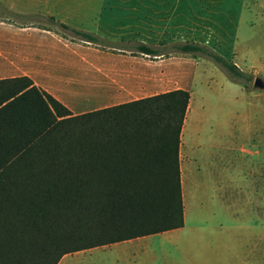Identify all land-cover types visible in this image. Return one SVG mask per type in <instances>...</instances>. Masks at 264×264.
Returning a JSON list of instances; mask_svg holds the SVG:
<instances>
[{
  "label": "trees",
  "instance_id": "obj_1",
  "mask_svg": "<svg viewBox=\"0 0 264 264\" xmlns=\"http://www.w3.org/2000/svg\"><path fill=\"white\" fill-rule=\"evenodd\" d=\"M173 46L249 76L205 44ZM134 47L162 52L144 41ZM191 80L72 112L27 75L1 78L0 264H56L70 251L182 225L179 141Z\"/></svg>",
  "mask_w": 264,
  "mask_h": 264
},
{
  "label": "rangeland",
  "instance_id": "obj_2",
  "mask_svg": "<svg viewBox=\"0 0 264 264\" xmlns=\"http://www.w3.org/2000/svg\"><path fill=\"white\" fill-rule=\"evenodd\" d=\"M10 5L34 11L33 16L19 15L9 10L13 9ZM0 15L7 20L34 21L38 24L35 26H46L57 33L54 52L45 46L41 54L45 62L41 66L57 76L51 83L55 89L63 88L69 80L72 91L86 71L89 88L96 78V64L114 55L108 52L147 59L170 60L176 56L181 57L179 62L192 59L198 68L192 99L199 104L195 122L199 129L190 135L217 145L223 126L231 134H264V88L253 85L256 76L264 79V0H0ZM54 17L63 19L69 27L54 26ZM73 28L99 36L112 30L119 37L113 41L103 37V40L91 41ZM185 40L216 50L234 61L248 78L231 76L205 53L181 51L173 46ZM138 41L159 47L162 52L143 53L134 47ZM55 56L59 60L53 61ZM63 60L68 62L66 67ZM80 66L85 71L78 72ZM69 69L74 71L67 79ZM75 96L79 103H95V96L78 93ZM188 208L182 227L132 237L130 244L97 246L74 254V260L77 264H112L122 253L137 249L145 251L149 264H182V248L207 247L209 232L218 228L194 203ZM194 258L200 261V255Z\"/></svg>",
  "mask_w": 264,
  "mask_h": 264
},
{
  "label": "crops",
  "instance_id": "obj_3",
  "mask_svg": "<svg viewBox=\"0 0 264 264\" xmlns=\"http://www.w3.org/2000/svg\"><path fill=\"white\" fill-rule=\"evenodd\" d=\"M11 7L13 9L9 10L19 15L33 16L34 11ZM54 19V26L68 28L60 25L63 19ZM35 25L38 24L34 21L7 20V17L0 15V79L27 75L33 83L59 99L72 112L182 87L192 73L190 96L179 141L183 224L175 228L182 227L186 222L190 203H194L206 215V219L211 218L213 225L218 228L209 232L207 247L182 248V264H264V134H231L226 133L223 126L219 130L217 145L211 141L202 142L197 135H190L199 129L195 123L199 104L192 99L197 62L192 59L179 62L181 57L176 56H171L170 60L147 59L108 52V55H114L96 64V78L89 88L86 71L82 81L74 85L72 91L69 80L64 85L61 82L63 88L55 89L51 83L56 81L52 78L57 76L41 66L45 64L41 54L46 50L45 46L54 52L57 33L52 28ZM101 34V37L110 41L119 37L112 30ZM41 38L44 39L40 41ZM53 59L56 61V56ZM63 61L66 67L68 62ZM73 71L67 70V79ZM80 71L85 70L80 66ZM77 93L79 96H95V103L77 102ZM133 238L67 252L56 264H77L74 254L97 246L128 243ZM128 247L131 245L124 247V250H128ZM144 254V250H128L112 264H149ZM194 255H200L199 262L195 261Z\"/></svg>",
  "mask_w": 264,
  "mask_h": 264
},
{
  "label": "water",
  "instance_id": "obj_4",
  "mask_svg": "<svg viewBox=\"0 0 264 264\" xmlns=\"http://www.w3.org/2000/svg\"><path fill=\"white\" fill-rule=\"evenodd\" d=\"M255 87L264 88V79L260 76H256L253 81Z\"/></svg>",
  "mask_w": 264,
  "mask_h": 264
}]
</instances>
